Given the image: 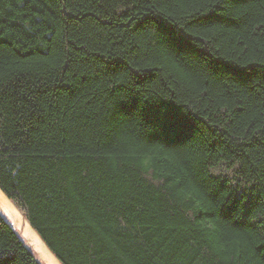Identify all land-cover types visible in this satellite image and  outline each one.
Returning <instances> with one entry per match:
<instances>
[{
    "label": "trees",
    "instance_id": "1",
    "mask_svg": "<svg viewBox=\"0 0 264 264\" xmlns=\"http://www.w3.org/2000/svg\"><path fill=\"white\" fill-rule=\"evenodd\" d=\"M0 190L62 264H264V0H0Z\"/></svg>",
    "mask_w": 264,
    "mask_h": 264
},
{
    "label": "rangeland",
    "instance_id": "2",
    "mask_svg": "<svg viewBox=\"0 0 264 264\" xmlns=\"http://www.w3.org/2000/svg\"><path fill=\"white\" fill-rule=\"evenodd\" d=\"M0 213L41 264H62L29 224L19 207L1 190Z\"/></svg>",
    "mask_w": 264,
    "mask_h": 264
},
{
    "label": "snow or ice",
    "instance_id": "3",
    "mask_svg": "<svg viewBox=\"0 0 264 264\" xmlns=\"http://www.w3.org/2000/svg\"><path fill=\"white\" fill-rule=\"evenodd\" d=\"M173 39H177V40H178V39H179V37H174Z\"/></svg>",
    "mask_w": 264,
    "mask_h": 264
}]
</instances>
